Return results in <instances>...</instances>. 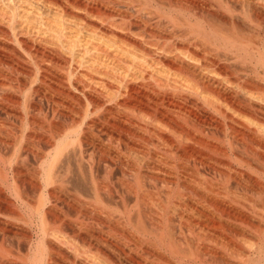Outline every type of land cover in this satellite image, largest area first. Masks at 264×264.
Returning <instances> with one entry per match:
<instances>
[{"label":"bare ground","instance_id":"bare-ground-1","mask_svg":"<svg viewBox=\"0 0 264 264\" xmlns=\"http://www.w3.org/2000/svg\"><path fill=\"white\" fill-rule=\"evenodd\" d=\"M0 264H264V0H0Z\"/></svg>","mask_w":264,"mask_h":264}]
</instances>
